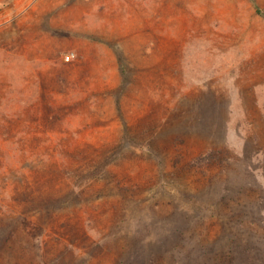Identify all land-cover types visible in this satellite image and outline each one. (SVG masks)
Returning a JSON list of instances; mask_svg holds the SVG:
<instances>
[{
	"label": "rangeland",
	"instance_id": "rangeland-1",
	"mask_svg": "<svg viewBox=\"0 0 264 264\" xmlns=\"http://www.w3.org/2000/svg\"><path fill=\"white\" fill-rule=\"evenodd\" d=\"M0 264H264V0H0Z\"/></svg>",
	"mask_w": 264,
	"mask_h": 264
}]
</instances>
